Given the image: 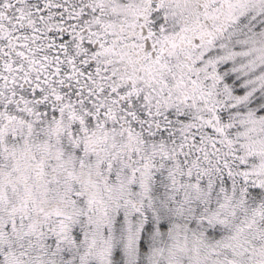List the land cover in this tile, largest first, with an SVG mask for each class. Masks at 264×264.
Listing matches in <instances>:
<instances>
[{"label": "snow or ice", "instance_id": "obj_1", "mask_svg": "<svg viewBox=\"0 0 264 264\" xmlns=\"http://www.w3.org/2000/svg\"><path fill=\"white\" fill-rule=\"evenodd\" d=\"M0 264H264V0H0Z\"/></svg>", "mask_w": 264, "mask_h": 264}]
</instances>
